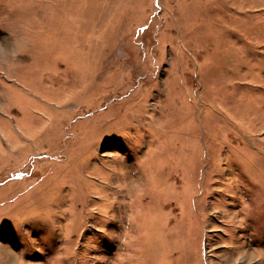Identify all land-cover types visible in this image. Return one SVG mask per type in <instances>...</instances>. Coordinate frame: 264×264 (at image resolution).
<instances>
[{"label": "rangeland", "instance_id": "obj_1", "mask_svg": "<svg viewBox=\"0 0 264 264\" xmlns=\"http://www.w3.org/2000/svg\"><path fill=\"white\" fill-rule=\"evenodd\" d=\"M5 37L0 264H264V0H0Z\"/></svg>", "mask_w": 264, "mask_h": 264}, {"label": "clouds", "instance_id": "obj_2", "mask_svg": "<svg viewBox=\"0 0 264 264\" xmlns=\"http://www.w3.org/2000/svg\"><path fill=\"white\" fill-rule=\"evenodd\" d=\"M7 39V37L0 38V67L7 66L19 55V51L17 49H10L5 46V41Z\"/></svg>", "mask_w": 264, "mask_h": 264}, {"label": "crops", "instance_id": "obj_3", "mask_svg": "<svg viewBox=\"0 0 264 264\" xmlns=\"http://www.w3.org/2000/svg\"><path fill=\"white\" fill-rule=\"evenodd\" d=\"M12 264V262H10Z\"/></svg>", "mask_w": 264, "mask_h": 264}, {"label": "bare ground", "instance_id": "obj_4", "mask_svg": "<svg viewBox=\"0 0 264 264\" xmlns=\"http://www.w3.org/2000/svg\"><path fill=\"white\" fill-rule=\"evenodd\" d=\"M133 184V183H132Z\"/></svg>", "mask_w": 264, "mask_h": 264}]
</instances>
